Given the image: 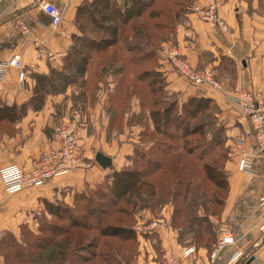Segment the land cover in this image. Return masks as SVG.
<instances>
[{"label":"rangeland","instance_id":"374dc122","mask_svg":"<svg viewBox=\"0 0 264 264\" xmlns=\"http://www.w3.org/2000/svg\"><path fill=\"white\" fill-rule=\"evenodd\" d=\"M137 1L142 3L148 0ZM218 2L220 5V0ZM203 4L204 0H154L151 6L143 10L140 18L133 19L123 32H117V36L110 35L117 21L101 19L103 12L98 10L99 7L92 6V18L81 17L80 30L83 31V36H88L84 39V44L88 45V40L92 37L111 39L114 43L106 46L105 53L99 52L97 57L93 54V64L87 71L88 78L83 81L79 91H83L80 94H83L86 100L85 105L80 108L84 115L81 124L82 121L87 122L90 119L93 110L91 109L90 113V108H94L95 103L105 97L104 101L108 103L104 106L113 108L109 128L122 132L125 121L128 124L135 123L140 127L139 141L134 143L129 159L120 161V168L110 169V173L102 180L94 184L87 183L80 191H65L66 188L58 196L48 198L40 196L36 186H31L6 195L0 183V218L6 224L0 233V264H132L139 246L134 227L143 219H159L165 216L169 217V224L181 242L188 240V244H204L210 248L217 243L222 224L219 221L222 212L220 203L227 188L224 184H214L201 173L200 167L204 163H215L220 168V174H226L228 177L225 166L229 158L233 157L228 155V141L231 136L227 121H223L221 110L214 101H208L209 108L205 109L203 114L188 116L185 110L192 107L188 103L190 98L182 99L178 94L166 89L164 75L158 69L162 58L171 70L184 77L188 85L193 87L187 77L177 72L168 58L169 53L176 50L191 68H210L214 80L223 90L237 92L246 89L224 85L216 79L213 66L197 68L191 65L176 45L168 44V47L164 48V45L174 38L177 25L185 21L187 13H193L198 19L206 22L199 18L195 8ZM149 7L157 11V16L148 17ZM257 8L260 14L264 15V0H257ZM134 25L142 32L132 33L130 28ZM154 25L155 28L152 29ZM144 29L145 33L148 30L156 31L155 37L149 39L147 45L146 39L145 42L141 39ZM133 43L137 49L133 52L126 51ZM137 44L140 47H137ZM81 47L85 46L78 42L74 45L76 49ZM150 50L152 54L146 56ZM70 55H74L73 51ZM132 59L141 60L134 62ZM56 71H60V74H52L48 78L53 84L60 83L64 87L65 75L68 76V82H78V76L62 65L60 70ZM142 71H147L145 77L141 78L142 81L137 80L135 76ZM117 80L123 82V88L118 94H114ZM138 89L142 92L136 96L133 93ZM149 89L153 93L150 94ZM246 90L264 98L258 92ZM195 98L198 99V96ZM76 100H79L77 96L73 97L74 103L77 104ZM132 100H136L140 108L126 119L125 114ZM168 107L171 108L172 116L186 120V128L179 124L175 126L172 121L169 126L162 127L161 132L156 131L152 113H160ZM230 111L236 120L232 105ZM202 121L205 125L197 130L199 122ZM214 135L221 137L222 143L212 142L211 137ZM250 145L254 146V140ZM158 149L164 152L163 158L158 155L162 153ZM79 150L82 151L80 148ZM80 157L85 165L77 170H93L95 163L92 154ZM146 159L152 163L161 161L159 169L155 170L151 165L147 170L146 178L153 185L154 191L150 193L151 189L143 188L138 195L123 192L117 196L112 193L115 172L144 169ZM110 167L111 164L106 169ZM219 179L224 181L225 176H219ZM142 231L141 234L151 236V233ZM114 234L117 236H112ZM152 245L157 249L155 242H152ZM161 250L162 248L157 250L159 258L156 257L154 263L161 260Z\"/></svg>","mask_w":264,"mask_h":264},{"label":"crops","instance_id":"0c3cea01","mask_svg":"<svg viewBox=\"0 0 264 264\" xmlns=\"http://www.w3.org/2000/svg\"><path fill=\"white\" fill-rule=\"evenodd\" d=\"M93 1L0 0V61L9 60L14 54L20 55L26 76L21 83L17 78L19 69L8 66L0 80V109L8 112L0 116V166L17 163L28 168L44 150L57 145L54 128L68 120L73 106L82 108L85 105L86 100L80 94L83 91H79L88 72L79 76L78 82H71L58 91L39 88L37 77L47 76L51 69L60 70L72 47L81 42L78 39H87L77 20L82 13L78 17V8ZM115 1L122 7L128 3V0ZM41 2L54 3L61 9L62 19L58 26L51 25L50 17L40 8ZM218 13L228 26L227 31L187 13L185 21L177 25L174 38L164 48L174 44L191 65L197 68L213 66L216 79L224 85L251 89L264 96V15L257 8V0H220ZM20 19L30 27L29 34L21 33L17 26ZM101 19L106 20L103 15ZM41 50L60 54L59 62L47 60ZM158 69L170 92L182 99L206 97L219 106L222 119L229 127V149L236 139H243L246 146L252 144L248 123L234 120L231 103L222 91L206 84L189 86L184 77L171 70L162 58ZM76 96L77 104L73 101ZM104 98L90 108V113L93 109L90 119L80 122L78 127L79 148L84 157L92 154L95 168L85 172L80 169L70 171L47 180L36 187L40 196L54 198L66 188L65 191H80L87 183L102 180L110 169L120 168V161H126L132 155L134 143L139 141L140 127L125 121L122 132L109 128L113 108L104 106L108 103ZM135 101L132 100L126 119L139 111ZM97 152L111 159L110 168L96 162ZM225 167L229 186L219 221L230 226L234 243L213 254L217 243L210 248L204 244H188V240L181 242L170 226L168 216L146 218L134 227L139 246L132 264L154 263L155 258H159V249L164 247L176 251L183 264H264V235L260 230L264 223V201L260 200L264 197V154L259 153L254 158L252 174L239 171L235 157L229 158ZM5 227L0 218V233ZM139 230L147 231L151 236L141 234ZM152 242L156 243L157 249Z\"/></svg>","mask_w":264,"mask_h":264},{"label":"built area","instance_id":"2783aa9c","mask_svg":"<svg viewBox=\"0 0 264 264\" xmlns=\"http://www.w3.org/2000/svg\"><path fill=\"white\" fill-rule=\"evenodd\" d=\"M218 7V0H204L203 5L195 8L199 18L223 30H228V26L218 14ZM40 8L50 17V23L53 27L59 25L62 19V11L56 4L41 2ZM17 26L21 33H30V27L24 20H18ZM41 54L49 61L55 60L58 63L60 60V54L58 53L41 50ZM168 58L173 62L177 72L187 77L193 86L206 84L222 91L230 100L236 112V121L238 123H243L244 121L248 123V134L254 140V146H246L243 139H237L235 144L229 149L228 155L236 158L239 171L252 174L253 158L256 154H264V98L246 89H241L237 92L223 90L221 85L214 80L210 68L202 70L191 68L181 59L180 54L176 50L171 51ZM8 66L19 69L17 78L23 83L26 76L20 55L14 54L7 61H0V80L4 78L5 70ZM82 116L81 109L74 108L70 112V117L67 121L56 125L54 138L57 141V145L44 150L28 168H24L17 163H8L0 166V183L3 192L6 195H12L26 187L41 186L55 176L83 168L85 164L81 160L80 155L82 154L77 142V130ZM260 200L264 201V197ZM153 225H155V222H153ZM260 230L264 234V223L261 224ZM219 231V240L213 254L225 245L234 243L230 226L222 223ZM160 258L159 262L153 264H183L180 255L170 247L162 248Z\"/></svg>","mask_w":264,"mask_h":264},{"label":"trees","instance_id":"16d2710c","mask_svg":"<svg viewBox=\"0 0 264 264\" xmlns=\"http://www.w3.org/2000/svg\"><path fill=\"white\" fill-rule=\"evenodd\" d=\"M154 2V0H148V1H144V2H138L137 0H128V3L125 6H119L115 0H94L92 3L90 4H84L82 6H80L78 8V17H79V13H81V16H91V18L93 17V8L99 7L98 10H102L103 12V18L104 19H111L115 22V26L114 30L112 33H110V35H116L117 36V32L120 31L123 32V30L125 29V27H127V24L131 23L133 19H138L141 17L143 10L145 8H147V6H151V4ZM93 6V8H92ZM151 7H149L148 11V17H154L157 16V11H155L154 9H150ZM79 18V19H80ZM78 20V22L80 23V20ZM94 21V20H93ZM95 23V22H94ZM81 24V23H80ZM112 27V28H113ZM137 27L134 25L130 28V31L132 33H140L142 32V30L136 29ZM155 28V25L153 26L152 29ZM158 28V27H157ZM172 30H170L171 32ZM155 32L156 31H151L148 30L145 33V29L143 30V35H142V40L146 39V45L149 39H151L152 37H155ZM173 33V32H171ZM133 36V35H131ZM130 36V38H131ZM133 38V37H132ZM81 42H79L80 44L84 42V39H78ZM89 43L85 47H81L80 49H76L74 47H72L70 53L73 51L74 55H70V53H68V57H67V61L64 64L63 63V67L67 68L69 70H71V72L75 75V76H82L84 75L85 72H87L90 69V65L93 64V54L95 57H97L98 53H105V50L107 49L106 46H111L113 43V41L111 39H95V38H91L88 40ZM134 45V46H133ZM133 45L131 47H127L126 51L129 52H133L134 49H137L135 47V44L133 43ZM145 45V44H144ZM137 47H140L139 44H137ZM143 52V51H142ZM153 54L154 51L152 50ZM151 53L147 52L145 55H149ZM152 54V53H151ZM150 57V56H149ZM134 62H136V60H141V59H132ZM143 61V60H142ZM122 68V67H121ZM93 70V68H92ZM94 71V70H93ZM147 71H142L141 73H138L135 77L137 80H141V78L145 77ZM50 74V75H49ZM47 76H38L37 77V86L39 88H43V89H48V90H63L67 84L71 83L72 81L68 82V76L65 75L63 76V80H65V86L63 87L62 84L58 83V84H53L51 82L50 79H48L49 77H51L52 74H60V71H56V69H51L50 73ZM120 80V79H119ZM123 82L118 81L117 80V89H115V93L114 94H118V92L123 88V86H121ZM148 84V82L146 83ZM56 87V88H55ZM112 92V91H111ZM110 92V93H111ZM142 91H140L139 89L136 90L134 93L133 91L131 93H133L134 95H138L140 94ZM150 94L153 93L150 89H149ZM208 101H212L209 98L206 97H198V99L194 98H190L188 103H190L192 105V107L187 108L185 110V112L187 113V115L195 117L196 115L203 114L204 110L209 108L208 107ZM142 103V101H141ZM37 104V103H35ZM6 112L0 109V116H3ZM152 120H153V124H154V128L156 129L157 132H161L162 127H166L169 126L172 121L174 123L175 126H178L176 124H179V126L181 125L182 128H186L187 126V122L185 119H180L179 117L172 116L171 115V108H164L162 110V112H155L153 111L152 113ZM177 122V123H176ZM205 125V123L199 122V126H197V130L203 128V126ZM212 142L216 143V144H220L222 143V138L221 137H217L216 135L211 137ZM210 144V143H209ZM212 147V145H210ZM227 150V149H226ZM159 152H162V150L158 149ZM159 156H161V158L164 157V152H162L161 154H158ZM144 160V159H143ZM156 162V163H155ZM154 163H152L149 159L145 160V167L144 169H140V170H131V171H126V170H121L119 172H115V177L113 179V186L111 188V190L113 191L112 193H115L117 196H120L123 192H130L131 194H135L138 195L140 192L143 191V188L145 189H151L150 193H152L154 191V187L153 185L147 180V170L149 168V166L153 165L155 167V170L159 169L161 167V161H155ZM201 173L205 174L209 180H211L214 184H216L217 186L223 185L224 187L227 188L225 197L222 199V202L220 203L221 206H223V204L225 203L226 197H227V193H228V177L223 174H220V168H218L216 166V164H210V163H204L203 165H201L200 167ZM219 176H225L224 181L219 179ZM220 184V185H219ZM177 210L179 211L180 208H177ZM174 220L176 218V216H173ZM116 234L112 235L115 236ZM117 236V235H116ZM122 237V236H121ZM123 238V237H122ZM126 238V237H124Z\"/></svg>","mask_w":264,"mask_h":264},{"label":"water","instance_id":"95a60500","mask_svg":"<svg viewBox=\"0 0 264 264\" xmlns=\"http://www.w3.org/2000/svg\"><path fill=\"white\" fill-rule=\"evenodd\" d=\"M95 160L96 162L101 165L102 167H107L110 165L111 163V159L105 155H103L102 153L100 152H97L95 154Z\"/></svg>","mask_w":264,"mask_h":264}]
</instances>
